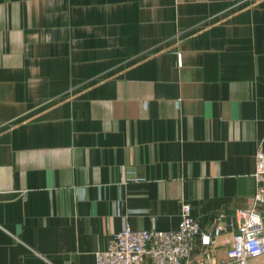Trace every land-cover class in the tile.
Instances as JSON below:
<instances>
[{
  "label": "crops",
  "instance_id": "1",
  "mask_svg": "<svg viewBox=\"0 0 264 264\" xmlns=\"http://www.w3.org/2000/svg\"><path fill=\"white\" fill-rule=\"evenodd\" d=\"M259 148L264 0H0V264H96L182 202L226 261Z\"/></svg>",
  "mask_w": 264,
  "mask_h": 264
},
{
  "label": "built area",
  "instance_id": "2",
  "mask_svg": "<svg viewBox=\"0 0 264 264\" xmlns=\"http://www.w3.org/2000/svg\"><path fill=\"white\" fill-rule=\"evenodd\" d=\"M181 63V56H179ZM256 192L248 208L236 212L237 228L232 232L227 260L214 254L218 238L226 230L223 216L211 232H202L192 215V206L181 203L180 222L173 229H134L125 225L114 234L105 249L95 254L96 264H248V260L264 256V150L256 152L254 172ZM261 243L249 244L248 234ZM198 238L203 246L196 253ZM243 239V244L239 241Z\"/></svg>",
  "mask_w": 264,
  "mask_h": 264
},
{
  "label": "clouds",
  "instance_id": "3",
  "mask_svg": "<svg viewBox=\"0 0 264 264\" xmlns=\"http://www.w3.org/2000/svg\"><path fill=\"white\" fill-rule=\"evenodd\" d=\"M248 240H249V244L245 245L246 247H251L253 245H257V244L261 243V241L255 240L254 237H253V234H251V233L248 234ZM239 242L241 244H243V239H240Z\"/></svg>",
  "mask_w": 264,
  "mask_h": 264
},
{
  "label": "water",
  "instance_id": "4",
  "mask_svg": "<svg viewBox=\"0 0 264 264\" xmlns=\"http://www.w3.org/2000/svg\"><path fill=\"white\" fill-rule=\"evenodd\" d=\"M227 220L229 221V219L227 218Z\"/></svg>",
  "mask_w": 264,
  "mask_h": 264
}]
</instances>
